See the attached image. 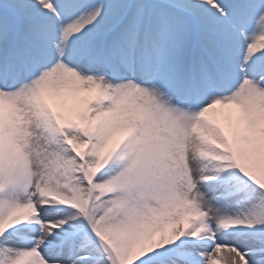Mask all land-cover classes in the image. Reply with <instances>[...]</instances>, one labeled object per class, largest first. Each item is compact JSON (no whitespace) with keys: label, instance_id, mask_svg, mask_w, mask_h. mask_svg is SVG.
<instances>
[{"label":"snow or ice","instance_id":"1","mask_svg":"<svg viewBox=\"0 0 264 264\" xmlns=\"http://www.w3.org/2000/svg\"><path fill=\"white\" fill-rule=\"evenodd\" d=\"M0 264H264V0H0Z\"/></svg>","mask_w":264,"mask_h":264}]
</instances>
